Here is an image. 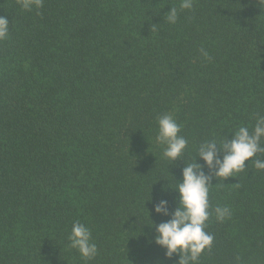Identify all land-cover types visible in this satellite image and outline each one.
Wrapping results in <instances>:
<instances>
[{
    "label": "trees",
    "instance_id": "16d2710c",
    "mask_svg": "<svg viewBox=\"0 0 264 264\" xmlns=\"http://www.w3.org/2000/svg\"><path fill=\"white\" fill-rule=\"evenodd\" d=\"M180 4L44 0L29 11L0 0L10 22L0 41V264L179 260L165 257L151 226L170 218L154 202L178 206L179 193L162 188L182 180L185 166L163 157L158 118L181 126L182 159L192 162L201 143L252 131L264 115L257 0ZM172 7L175 24L164 20ZM245 165L212 180L210 211L227 206L231 216H210L213 244L199 264H264V170ZM77 221L92 231L93 259L69 246Z\"/></svg>",
    "mask_w": 264,
    "mask_h": 264
},
{
    "label": "clouds",
    "instance_id": "9594fccd",
    "mask_svg": "<svg viewBox=\"0 0 264 264\" xmlns=\"http://www.w3.org/2000/svg\"><path fill=\"white\" fill-rule=\"evenodd\" d=\"M44 0H18L24 10L39 9L43 7ZM194 0H181V9H192ZM258 6L264 10V0H257ZM178 19L176 8L171 9L165 17L166 23L175 24ZM10 22L0 16V41L9 37ZM205 59H211L209 53L200 49ZM256 123L252 131L241 126L235 131L231 139L217 141L215 139L200 144L197 156L192 162L182 159L188 141L179 135L181 126L172 115L165 114L157 120L158 132L155 137L158 144L163 147V157L172 164L183 160L182 180L175 177L176 183L162 188L167 193L169 189L178 192L177 207L173 210L169 200L160 199L154 202L157 215L170 217L165 222L156 224L153 220L151 226L155 230L154 243L165 250V257L172 259L179 256L176 264H199L201 254L210 250L213 236L205 231L206 222L215 214L217 220L224 221L231 216V209L227 206H216L210 211L209 191L213 178L234 177V173L244 171L246 161L258 170H264V115H256ZM202 160L204 163H200ZM207 167L208 172H205ZM152 192L151 198L152 200ZM70 247L76 249L86 260L95 258L98 254L97 245L93 242L92 231L81 222H74L68 236Z\"/></svg>",
    "mask_w": 264,
    "mask_h": 264
}]
</instances>
